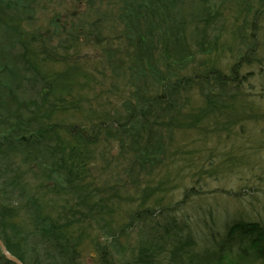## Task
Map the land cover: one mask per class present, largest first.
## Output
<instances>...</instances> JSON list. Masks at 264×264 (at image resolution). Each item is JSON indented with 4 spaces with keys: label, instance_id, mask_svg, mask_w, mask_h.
Instances as JSON below:
<instances>
[{
    "label": "rangeland",
    "instance_id": "1",
    "mask_svg": "<svg viewBox=\"0 0 264 264\" xmlns=\"http://www.w3.org/2000/svg\"><path fill=\"white\" fill-rule=\"evenodd\" d=\"M24 3L20 11L0 5V120L3 130L26 127L30 120L54 129L35 146L18 140L14 131L0 134V233L13 239L21 232L27 263L54 264L56 259L54 248L43 244L36 231L39 221L63 225L84 214L89 218H80L87 235L83 264H137L142 249L155 248L163 253L161 264H190L187 253L193 262L215 263L216 251H223L222 256L231 251L233 259L246 260L242 264H264L247 255L248 243L228 239L237 222L264 227V0ZM160 11L171 15L166 23L155 19ZM164 29L188 45L183 55L191 61L182 75L197 78L189 96L181 98L187 115L207 106L204 92L217 71L226 81L233 77L243 82L242 96L229 89L238 101L237 114L249 106L258 118L244 124L239 117L221 133L190 127L189 118L173 129L161 167L155 172L154 162L138 175L132 155L123 159L116 141L104 131L95 135L93 129L100 123L124 126L130 109L162 95L148 70H155V53L166 50L162 40L155 43V33ZM243 33L252 38L255 33L258 52L249 64L238 66L239 52L251 47L249 42L242 46ZM205 34L209 55L200 47ZM171 40L169 58L178 44ZM83 131L89 145L78 136ZM18 144L31 149L20 155L1 151ZM72 148L87 157V173L78 181L85 186L81 195L65 180L79 175L69 168V155L80 160ZM59 177H65L64 187ZM149 260L155 264V258Z\"/></svg>",
    "mask_w": 264,
    "mask_h": 264
},
{
    "label": "trees",
    "instance_id": "2",
    "mask_svg": "<svg viewBox=\"0 0 264 264\" xmlns=\"http://www.w3.org/2000/svg\"><path fill=\"white\" fill-rule=\"evenodd\" d=\"M163 1L164 0H155V4L162 3ZM6 3L18 11H20L21 7L27 6V4L24 3V0H0V5H4ZM168 7L170 10L172 9L171 5H168ZM173 8H176V5H173ZM165 13V11H160L158 16H155V19H159L160 23H166L171 15H167L166 17V15L164 16ZM161 16H164V20L161 19ZM161 30L163 29H157V27H155V31ZM164 31L165 33L161 34L155 33V43L162 40L166 50L165 52L163 51L160 53L159 56L155 53V70H148L151 75L155 77V86L162 89V95L155 96L154 100L145 98L143 99L141 105H135L133 109H130L131 111L128 109L127 111H130V113L127 116V121H124V126L122 125L118 128L115 123H100L98 126L95 125V128L93 129L95 135L104 131L107 138L116 141L120 149V155H122L123 159H126V157L129 158V156L132 155V165L135 167L138 175L145 173V170L147 169L146 166H152L154 162L155 172L159 167H161L166 154V147L168 143L171 144L173 141V129L180 128L181 124H186L189 118H191V123L189 124L190 127H202L205 131H207L208 128L213 127V129L218 133L225 132L228 129L227 125L229 123H237L239 121V117L243 119L244 124H247V122H245L246 119L257 120L258 118L256 114H253L248 105V109L242 115L237 114L239 108L236 106V103L238 101H235L234 97L229 96V89H231L230 92L232 94L236 92L237 94L235 95L240 97L242 96V94H240L242 92L240 86L243 82L238 81L237 78L233 77L230 78V80L235 83L226 81L217 71H214L213 74L215 82H213V85L206 86V90L204 92L207 106L197 114L190 113V115H187V113L183 110L184 103L181 101V98L183 96H189L191 86L197 81L195 80L197 79L196 77L189 78L182 75L187 67H189V63L191 61L183 55L184 50L185 48L187 49L188 45L184 40L181 42L178 38H173V36H171L168 32V29H164ZM171 38L175 39L178 44L175 46L174 56L169 58L170 56L167 53V44L168 42H172ZM240 38L243 42V47H246V42H249V46L251 47L247 48L246 52H242L243 50L239 52L238 66L241 64H249L251 57L258 52L257 45L255 43L256 41L253 39L256 38L255 33L253 34V38L244 33L240 36ZM209 46L211 45L207 41V35L205 34L200 42V47L202 48V51L208 55L212 53V48ZM159 49L160 47L158 46L157 51ZM232 71V73H236V68L234 67ZM142 74L144 76L147 73L143 71ZM230 86L233 88H230ZM261 101H264V92L262 93ZM231 111H233L235 116L238 117H232L233 115L231 114ZM181 118H185V122ZM4 127L5 125H3V122L0 120V134H5L6 137L9 134L8 132L14 131L11 134L18 135V140L26 139L33 146L36 145L38 139H42L46 136V132L50 133V135L54 133V129L52 128L53 125L47 129L41 128L39 126H35L32 120H30V123L27 124L26 127H23L21 124V126L16 129V127L12 125L9 130H3ZM84 132L85 131L79 132L78 136L81 137L82 143L89 145L90 139L85 137ZM152 140H155V143H152ZM6 145L7 144L3 146ZM80 148L82 149V146ZM29 149L31 148H28V146L24 144H18L14 146V148L10 145L6 150L1 151L5 155H20L26 153ZM72 149L76 151L75 154L80 160L74 161V156L69 155L68 160L71 159L69 168L71 170H75L72 175H79L74 177H70L68 175L65 180L67 183H72L71 187L74 193L81 195V193L85 192V186L80 185L78 181L82 179L81 175H86L87 173L85 169L87 166V157L84 156L86 152L81 151V149ZM212 165L213 164H210L209 167H212ZM45 168L47 167L45 166ZM3 175L6 174L3 173ZM64 178L65 177H59L58 181L59 184L62 182L61 186L63 187ZM84 197L80 199L83 201L85 199ZM123 200L125 201V198ZM100 206V204H93V207H95L96 210H99ZM140 214L141 211L136 214L134 220L138 221V216ZM4 215L5 214L2 213V216ZM38 216L40 215L38 214ZM78 217L79 218L74 217L73 220H67V222L63 225L56 224L50 226L40 221L38 222L39 225L36 226V231L41 239H44L43 244L49 243L55 250L56 259H54V264H83L81 262V249L87 235L86 231L81 228L83 220L80 218H84V214L78 215ZM88 218L89 217H85L84 219L86 220ZM3 224L5 223H2V225ZM0 237L12 255L22 261L23 264H28L26 257H24L20 249V231L15 232V237L13 239L7 237L3 233H0ZM236 237H239L242 242L248 243V256H250L253 260L264 262V227L261 224L257 222H237L228 232L229 240L235 239ZM227 245L230 244H226L225 246ZM222 253L223 251L213 252V255L218 260H216L215 263L211 262L210 264H242L243 261H246L242 260V258L233 259L231 257V251H227L225 256H222ZM190 254L191 253L186 254L190 264H203L201 262H193V259L189 257ZM178 256L182 257L184 255L178 254ZM149 258H155V264H161L164 259L162 251L159 250V248H155V252H147L145 249H142L141 253L137 255L135 261L137 264H149V262H151ZM0 264H13L6 259L1 250ZM106 264L115 263L114 261L108 260Z\"/></svg>",
    "mask_w": 264,
    "mask_h": 264
},
{
    "label": "water",
    "instance_id": "3",
    "mask_svg": "<svg viewBox=\"0 0 264 264\" xmlns=\"http://www.w3.org/2000/svg\"><path fill=\"white\" fill-rule=\"evenodd\" d=\"M0 248L2 253L6 256V258L8 260H10L11 262H13L14 264H23L21 261H19L17 258H15L14 256H12L6 249L5 245L3 244V242L0 239Z\"/></svg>",
    "mask_w": 264,
    "mask_h": 264
}]
</instances>
